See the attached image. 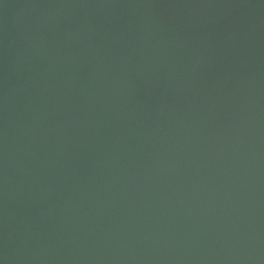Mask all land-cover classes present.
<instances>
[{"label":"water","instance_id":"water-1","mask_svg":"<svg viewBox=\"0 0 264 264\" xmlns=\"http://www.w3.org/2000/svg\"><path fill=\"white\" fill-rule=\"evenodd\" d=\"M0 264H264V0H0Z\"/></svg>","mask_w":264,"mask_h":264}]
</instances>
